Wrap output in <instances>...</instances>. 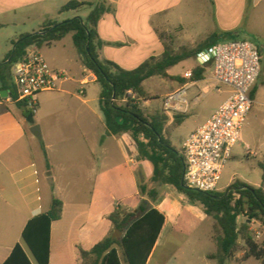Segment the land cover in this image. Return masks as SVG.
<instances>
[{"label": "crops", "instance_id": "1", "mask_svg": "<svg viewBox=\"0 0 264 264\" xmlns=\"http://www.w3.org/2000/svg\"><path fill=\"white\" fill-rule=\"evenodd\" d=\"M70 1L0 0V29L11 25L14 43L23 35L39 32L48 21L62 22L75 17L86 20L93 8L60 12ZM78 1L97 3L100 0ZM105 1L114 12L105 14L98 24V34L104 43L100 53L104 59L126 70L139 67L151 57H161L165 51L166 33H175L178 47L188 50L196 49L214 34L219 35L218 41L228 40L227 33L264 38V0ZM9 15L12 18L5 21L4 17ZM35 18L41 20L39 30L29 33L25 21ZM3 51L0 47V65L5 63L12 50ZM72 65L66 68L53 66L54 70L66 72L68 78L58 83L56 91L42 93L39 97L34 120L40 126L42 140L30 132L32 126L25 117L29 111L13 102L11 96L3 98L1 91L6 89L0 87V264L9 259L18 244L25 248L33 264H37L23 241V233L30 220L50 209L53 198L63 202V213L52 225L50 264H83L80 249L90 250L110 237L114 225L109 217L117 207L131 212L140 206L141 183L134 175V168L144 166L146 181L143 184L152 177L153 168L149 162L137 159L135 164L130 160L129 150L137 152V149L129 134H108L100 102L102 89L97 88L100 84L96 76L84 66L80 55ZM195 68L209 69L213 76L209 66L201 67L199 63L186 71ZM7 73L14 88L11 68ZM183 74L174 90L185 83ZM191 89L190 111L199 106L198 93L208 94L215 89V84L206 80L205 72L204 78L195 81ZM231 91L228 86L222 87L218 93L224 95L223 101L202 115L187 137L180 139L178 150L182 151L188 137L215 113ZM188 120L185 119L178 128ZM172 145L175 146L173 142ZM249 152L253 154L251 149ZM117 153L124 159L120 167L116 164ZM263 157L264 152L259 166L264 164ZM122 167L128 172L133 188L128 194L119 191L118 199L116 179ZM255 188L264 190V181ZM151 206L162 213L166 221L148 264H171L173 261L175 264H219L208 258L217 250L213 231L211 241L215 250H202L197 257L194 253L186 254L190 241L183 234L189 232L188 236L192 235L211 220L200 207L190 203L172 186H166L163 195ZM256 226L259 229L260 222L253 220L250 230ZM120 255L122 257L121 251ZM242 257L243 253H238L225 264H264L256 259L242 261Z\"/></svg>", "mask_w": 264, "mask_h": 264}, {"label": "trees", "instance_id": "2", "mask_svg": "<svg viewBox=\"0 0 264 264\" xmlns=\"http://www.w3.org/2000/svg\"><path fill=\"white\" fill-rule=\"evenodd\" d=\"M86 7L93 8L86 20L75 17L62 22L48 21L39 32L21 36L13 43L15 49L9 53L5 63L0 65V87L9 90L12 98L16 99L14 88L9 82L11 76L7 73L12 65L19 62L28 49L52 46L72 33L84 66L93 72L101 86L100 102L108 134H129L136 145L138 161H146L152 165L153 174L149 184L140 185V206L131 212L118 206L109 217L114 230L123 233L122 238L117 240L107 237L90 250L80 249L83 264H124L121 250L126 264H148L166 221L165 216L153 208L151 203H155L163 195L166 186L176 188L190 203L200 207L208 217L214 219L212 238L217 250L208 256L209 259L225 264L238 253H243L242 261H264V247L255 241L250 230L253 220L264 226V190L241 181L234 182L224 192H201L188 188L184 182L185 159L182 151L174 147L165 136L168 117L161 112L145 115L140 103L123 102L128 90H133L141 99H147L144 83L153 77L181 81L180 77L171 76L169 70L217 44L219 35L214 34L196 49H183L181 53H175L166 45L161 57H151L139 67L126 70L104 59L100 53L104 43L98 34V24L105 14L114 12L105 0L97 3L72 0L60 12L78 11ZM225 36L228 39L237 37L233 33ZM205 72V68H195L193 81L202 80ZM257 91L258 87L255 86L253 98ZM17 104L23 107L22 104ZM30 115L31 112L25 113L26 118ZM187 117L188 115L176 116L174 127L180 126ZM44 152L47 159V153L45 150ZM260 166L264 171V164ZM62 213L63 202L53 198L50 209L34 217L26 226L23 241L37 264H50L52 225L62 218ZM241 217L245 219L239 223ZM4 264L33 262L25 248L18 244Z\"/></svg>", "mask_w": 264, "mask_h": 264}, {"label": "built area", "instance_id": "3", "mask_svg": "<svg viewBox=\"0 0 264 264\" xmlns=\"http://www.w3.org/2000/svg\"><path fill=\"white\" fill-rule=\"evenodd\" d=\"M201 67L213 70L215 89L223 86L232 89L227 100L215 113L185 141L182 155L185 159L184 182L190 189L201 192H218L223 171L233 158V148L242 143L241 132L248 115L254 108L252 92L262 72V55L259 48L247 40H234L215 44L197 55ZM16 99L11 100L37 115L39 97L54 92L58 83L68 78L64 71L52 69L36 47L28 49L25 56L11 67ZM185 83L168 93L163 101L162 113L168 119L190 111L188 94L194 85V71L183 74ZM142 99L128 90L123 102ZM249 150V146H247ZM255 241L261 243L264 233L252 230ZM264 247V241L261 243Z\"/></svg>", "mask_w": 264, "mask_h": 264}, {"label": "rangeland", "instance_id": "4", "mask_svg": "<svg viewBox=\"0 0 264 264\" xmlns=\"http://www.w3.org/2000/svg\"><path fill=\"white\" fill-rule=\"evenodd\" d=\"M11 18L12 15H9L4 17V20L9 21ZM60 20L61 19H59V21ZM25 22H26L25 28L27 32L33 33L39 30L38 23L41 24L40 19L35 18V19H31L30 21L27 20ZM13 30L14 28L11 25L5 26L2 29H0V47L4 48L3 51L4 53L9 52L8 50L11 51L14 48L12 40H16V39H12ZM174 37H175V33H166L164 35L166 45H169L170 48L175 51V53H181L183 49L178 47V44ZM234 40H247L254 43L259 48L262 55V72L256 84V86L259 89L257 95L255 96L254 108L251 111V113L248 115L241 132V137L243 142L238 143L233 148L234 155L233 158L227 163V165L224 168L223 175L218 186L219 192H224L236 181H241V182L244 181L254 187L261 186L263 183V174H264V171L259 166V162L261 160V153L264 152V38L237 36L234 39H228L226 41L222 39L218 41V43H224ZM195 45L197 47L198 44ZM39 51L51 68H53V66L56 65L58 66L60 65L65 68L67 66H73L72 61L73 60L77 61L79 59V53L74 44L72 33L65 36L61 41L55 42L54 45L52 46L43 45L41 48H39ZM197 64L198 61L196 58H190L174 66L169 71V73L173 75V77H181L180 75H182L187 69L192 68ZM73 74L74 73H72V75ZM207 79H210V83L215 82L213 80L212 73L210 72L209 69L206 71V80ZM176 83L177 81L167 80L161 77H153L144 83V87L146 89L148 98L142 99L140 101V107L145 113V115H153L156 112L162 113L164 98L167 93L174 91V87ZM220 87L222 88L224 86L221 85ZM97 88L101 90L100 85H98ZM192 91H193L192 89L189 91L188 98L191 97L190 94ZM197 96H199L198 99L199 106L198 107L194 106L191 109L187 117L189 120L186 122L184 126H182L181 128L174 127L175 118L172 120L171 119L168 120V123L166 125L165 136L168 137L169 139L171 138V141L174 143L176 148L179 147L181 144L180 139L187 137V134L190 132V130H192V128H194L197 121L202 117V115L204 113L209 112V110L215 104H218L220 101L222 102L224 99V95L218 93L216 89L212 90L208 94H206L205 92H199ZM247 146L250 147L253 154H251L249 150H247ZM136 153L137 152L131 150H129L128 152L130 160H134L135 164L137 163V157H138V154L136 155ZM263 161H264V157H263ZM122 162H124V159L121 157L120 153H117V161H116L117 166L120 167ZM133 171H134V175L138 177V179H140V183L143 184L146 181V176L144 177L145 175L144 166L143 168L136 167L134 168ZM149 181L150 179H148L147 184H149ZM116 183H117L116 198L118 199H119V191L120 193L128 194L133 188L129 174L124 167L118 170ZM120 188H123V191ZM210 219L211 220L205 222L196 231H194L192 235L188 236L189 232L183 234L184 237L185 238L188 237L190 241V248L186 249L187 252L186 254L192 255L194 253L195 257H197L198 254L200 255L202 250L203 252L204 250L205 252H210L212 250H215V246L211 241L214 219L212 218ZM244 219H245L244 217H241L239 219V223L243 222ZM257 227L258 226H256V229H258ZM259 229H261L262 231L264 230L261 223ZM116 231L117 230L112 231L110 235L111 238L113 235H115ZM122 236L123 233L119 235L118 240H120ZM263 241L264 239L261 240V243ZM122 258L124 264H126L125 257L123 256V254H122ZM255 263L256 262H251V264H255ZM171 264H175V262L173 261Z\"/></svg>", "mask_w": 264, "mask_h": 264}, {"label": "water", "instance_id": "5", "mask_svg": "<svg viewBox=\"0 0 264 264\" xmlns=\"http://www.w3.org/2000/svg\"><path fill=\"white\" fill-rule=\"evenodd\" d=\"M15 49V48H14ZM12 94L10 92H8L7 90H2L1 91V96L3 98H7L10 97ZM28 123L32 126L30 129V132L32 133V135H34L37 139L42 140V133H41V129L40 126L35 124V120L34 117L32 115H30L27 118ZM122 234V232L120 231H116L115 235L112 236V239H119V235Z\"/></svg>", "mask_w": 264, "mask_h": 264}]
</instances>
